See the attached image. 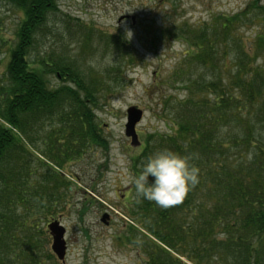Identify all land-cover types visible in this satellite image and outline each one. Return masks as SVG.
I'll use <instances>...</instances> for the list:
<instances>
[{
  "label": "trees",
  "instance_id": "trees-1",
  "mask_svg": "<svg viewBox=\"0 0 264 264\" xmlns=\"http://www.w3.org/2000/svg\"><path fill=\"white\" fill-rule=\"evenodd\" d=\"M0 2L23 12L11 43L0 37L7 47L0 79V264L52 263L49 230L41 224L71 190L73 165L94 148L109 149V140L95 113L104 77L81 71L64 43L60 52L42 48L53 34L50 24L70 40L77 29L84 51L94 37L115 46L120 40L95 34L56 0ZM170 22L158 31L176 33L186 46L175 71L180 91L166 99L167 130L153 132L131 162L138 173L159 150L189 154L198 182L166 208L134 188L128 204L137 212L128 205V213L140 230L130 225L119 238L144 249V264H264V5L256 0L199 25ZM51 74L63 83L53 86Z\"/></svg>",
  "mask_w": 264,
  "mask_h": 264
},
{
  "label": "rangeland",
  "instance_id": "rangeland-1",
  "mask_svg": "<svg viewBox=\"0 0 264 264\" xmlns=\"http://www.w3.org/2000/svg\"><path fill=\"white\" fill-rule=\"evenodd\" d=\"M253 1L56 0L62 11L82 19L86 26L94 28L95 34L102 31L105 33L103 36H116L122 49L120 43L115 46L108 39L95 38L94 35L89 40L92 45H87L84 51L80 45L82 40L76 37L77 29L73 28L70 40L67 35L57 37V28L50 24L54 27L53 34L48 35L42 49L60 52L64 43L75 54L81 71L105 79L102 85L105 95L95 113L109 140V149L94 148L69 171L73 184L71 190L65 193L64 201L59 202L61 208L55 210V215L45 217L41 224L48 228L47 223L55 219L65 226L66 257L62 261L54 254L56 260L52 263L46 261V264H144V249L137 243L119 238L130 233V225L140 230L134 222L135 216L128 213V201L133 198L134 185L124 182L122 169L127 167L131 174H136L131 157L142 150L144 141L153 132L167 130L162 113L165 103H169L167 97L172 98L180 91L175 71L186 49L179 43L176 33L163 35L158 30L161 23L170 26V21H178L177 28L195 23L199 25L216 13L242 11ZM260 3L264 5V0ZM22 17V11L0 2V37L7 43H11ZM129 28L133 35L126 39L125 32ZM250 28L252 30L251 26L244 28L246 36H250ZM86 33L83 29V34ZM4 44L0 40V79L7 60ZM48 78L53 86L63 83L54 74ZM134 105L144 110L143 118L136 126L141 141L139 146L131 145V139L125 134L127 110ZM137 198L135 195L134 200ZM129 209L136 215L134 205H129ZM106 213L109 217L104 222L102 218ZM52 240L49 233L45 246L51 252Z\"/></svg>",
  "mask_w": 264,
  "mask_h": 264
},
{
  "label": "clouds",
  "instance_id": "clouds-1",
  "mask_svg": "<svg viewBox=\"0 0 264 264\" xmlns=\"http://www.w3.org/2000/svg\"><path fill=\"white\" fill-rule=\"evenodd\" d=\"M132 35V30L127 29L125 38L131 39ZM192 159L189 154L162 149L149 155L136 174L123 167V179L134 185L138 196L166 208L182 201L197 184L198 168Z\"/></svg>",
  "mask_w": 264,
  "mask_h": 264
},
{
  "label": "water",
  "instance_id": "water-1",
  "mask_svg": "<svg viewBox=\"0 0 264 264\" xmlns=\"http://www.w3.org/2000/svg\"><path fill=\"white\" fill-rule=\"evenodd\" d=\"M128 122L126 123L125 134L131 139V145H140V140L138 133L136 131L137 124L141 121L143 117V110L138 106L134 105L128 108ZM109 215L106 213L102 221L107 222ZM50 233L52 235V250L61 260L65 259L67 244L65 240L66 228L58 220H54L48 225Z\"/></svg>",
  "mask_w": 264,
  "mask_h": 264
}]
</instances>
